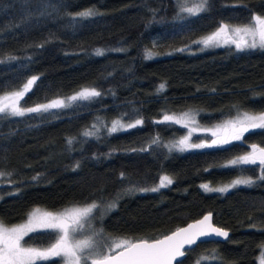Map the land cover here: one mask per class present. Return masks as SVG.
Wrapping results in <instances>:
<instances>
[{"label":"trees","instance_id":"16d2710c","mask_svg":"<svg viewBox=\"0 0 264 264\" xmlns=\"http://www.w3.org/2000/svg\"><path fill=\"white\" fill-rule=\"evenodd\" d=\"M88 8L100 14L69 15ZM253 14L264 15V0H208L207 10L195 16L181 13L177 0H0V95L20 90L33 75L39 79L21 107L66 99L83 88L101 93L46 113L0 118V221L17 223L35 207L95 202L91 224L103 236L152 239L212 212L230 235L197 243L183 264H196L213 249L218 259L201 264H256L264 253V181L257 179L258 164L228 161L252 144L264 147V129L222 146L169 151L166 145L186 136L187 127L157 122L187 112L208 127L239 110L264 111V49L195 43L221 23L247 24ZM146 50L157 55L147 59ZM161 83L165 89L158 92ZM136 119L143 125L110 132L115 120L126 125ZM88 131L95 134L84 135ZM202 137L209 135L196 134L193 141ZM161 175L174 182L156 192H125L155 187ZM240 177L256 182L225 193L201 188ZM51 242L54 234L41 229L22 243Z\"/></svg>","mask_w":264,"mask_h":264},{"label":"snow or ice","instance_id":"6c2138e0","mask_svg":"<svg viewBox=\"0 0 264 264\" xmlns=\"http://www.w3.org/2000/svg\"><path fill=\"white\" fill-rule=\"evenodd\" d=\"M179 11L187 13L190 16L198 15L207 10L208 0H199L187 7L188 0H177ZM93 8L81 10L76 13H69L73 18H88L99 15ZM195 43L202 44L205 48L219 46L223 44H235L238 50L245 49H264V15L253 14L249 22L243 26H230L221 23L219 27L209 36L202 38ZM42 47V45H41ZM185 49H176L184 51ZM103 49H96V55H103ZM124 51V49H116ZM157 53L146 50L147 59L153 58ZM14 59V57H9ZM4 61H0L2 63ZM39 79L33 75L26 81L20 90L6 92L0 95V118L5 117H23L30 113H46L53 109L68 107V102L77 100H88L101 95L95 88H83L75 95L66 99H52L47 103L36 104L33 107H21V101L25 95L32 89V86ZM165 89V83H161L157 89L158 92ZM189 113L185 112L181 117L165 114L162 121L158 123L172 122L185 123L191 121ZM143 119H136L134 123L123 124L117 120L112 123L110 132L126 130L143 125ZM264 129V111L258 114H249L244 112L238 115L235 120L225 122L223 126H217L213 129H201L205 132H211L215 137L209 143H192V129L188 135L174 141L166 147L169 151L176 149L185 151L188 149H199L205 147L222 146L232 141H243L244 134L250 130ZM95 133L88 131L84 135L91 136ZM73 138H68L67 143L71 144ZM159 138H154L152 144H158ZM251 151L228 161L229 165H259L261 174L257 179L264 181V147L256 144L250 145ZM147 149H140L146 151ZM79 167V163L75 165ZM5 173L0 172V176ZM10 175V173L8 174ZM121 178H125V173H121ZM36 179V177H33ZM159 183L152 188H137L135 186L125 189V192H156L160 188L170 186L174 181L169 175L158 177ZM256 181L251 177L237 178L231 183L213 188L209 184H202L201 188L207 192L225 193L237 185H252ZM117 194V198L119 197ZM99 206L95 203H88L83 207L73 206L65 208L58 212H43L38 209L32 212L25 223L17 224L12 227H5L0 221V264H37L38 261H50L53 258H60L61 264H173L177 258L185 256V246H191L197 243L201 238L212 236L227 238L229 233L223 228L216 227L212 223V214L209 212L202 219L187 227L178 228L169 235L162 238H140L118 239L110 236H103L102 230L97 231L92 227L91 221L95 219L93 212ZM109 209L115 208V202L107 205ZM255 227V225H253ZM38 229L49 230L54 234V242L48 247H26L22 242L29 233L36 232ZM91 233L88 235L87 233ZM83 236L84 238H77ZM103 237L104 243H101ZM218 259L215 249L208 256H202L196 261L201 264V260ZM179 264H183L182 261ZM261 264H264V253L261 255Z\"/></svg>","mask_w":264,"mask_h":264},{"label":"rangeland","instance_id":"374dc122","mask_svg":"<svg viewBox=\"0 0 264 264\" xmlns=\"http://www.w3.org/2000/svg\"><path fill=\"white\" fill-rule=\"evenodd\" d=\"M198 2H199V0H188V3H187L186 6H187V7H191V6L193 5V3H198ZM228 25H230V24H228ZM243 25H245V24L230 25V26H243ZM214 31H216V29H215ZM214 31H212L211 33H213ZM211 33H209V34L203 36L202 38H205V37L209 36ZM202 38H200L199 40H201ZM199 40H198V41H199ZM220 45H225V44L221 43ZM220 45H219V46H220ZM233 45H235V44H233ZM198 46H199V47H202V48H205L202 44H199V43H198ZM244 112H248L249 114H258V113H252V112L245 111V110H239V111H237L233 116H231V117L225 119L224 121H222V122H220V123H218V124L212 125V126L203 127V126L197 125V124H196L195 122H193V121H190V122H188L187 124H185V123H184V124H185L186 127H187L188 133H189V131H191L192 129H196V131H192V136H191V142H192V143H201L202 141H205V140L208 141V142L210 143L211 140L214 139L215 137L212 136V133H211V132H205V131H202L201 129L208 128V129H213V130H215V129L217 128V126H223V125L225 124V122L230 121V120H235V119L237 118L238 115H241V114H243ZM189 115L191 116L192 113H189ZM115 121H117V120H115ZM188 133H187V135H188ZM196 134H201V135H202V134H208V135H209V138H203V137H202V139H200L199 141L195 142V141H193V136L196 135ZM178 140H179V139H178ZM240 178H247V177H240ZM0 179H1V177H0ZM236 179H237V178H236ZM234 180H235V179H234ZM232 181H233V180H232ZM232 181L227 182V183H224V184H220V185H218V186H216V187H217V188H219V187H223V186H225V185L231 183ZM216 187H215V188H216ZM85 205H86V204H85ZM85 205H73V206L83 207V206H85ZM73 206H68V207H65V208H70V207H73ZM65 208L60 209V210H50V209H46V208H43V207H35V208H33V209L28 213L27 217H26L24 220L19 221V222H17V223H12V224H4V223H3V225H4L5 227H12V226L17 225V224L25 223V222L27 221V219H28V216H29L32 212H34L35 210H37V209H38L41 213H43V212H58V211H63ZM38 230H41V229H38ZM77 238H84V237H83V236H78ZM25 246H26V247L45 248V247H48L49 245H43V246H41V245H36V244H35V245H25ZM261 255H262V253L258 256V259H257V261H256V264H261ZM53 259H56V258H53ZM55 264H61V260H60V258H59V261L56 262Z\"/></svg>","mask_w":264,"mask_h":264},{"label":"water","instance_id":"95a60500","mask_svg":"<svg viewBox=\"0 0 264 264\" xmlns=\"http://www.w3.org/2000/svg\"><path fill=\"white\" fill-rule=\"evenodd\" d=\"M208 213H209V212H205V213L202 214L200 217H197V218H195V219H192V220L188 221L187 223H185V224H183V225H181V226H179V227L173 229L172 231H170V232H168V233H166V234H164V235H169V234H171V232L177 230L178 228H184V227H187L189 224L195 223L197 220L202 219L203 216H204V215H207ZM210 213L212 214V212H210ZM212 223H213L216 227H220V228L225 229L226 231H228V233H229V235H230V233H231L230 230H228V229H226V228H224V227H222V226L216 224V223L213 221V215H212ZM164 235H162V236H160V237H157V238H162ZM229 235H228V236H229ZM227 238H228V237H227ZM227 238L212 236V237H208V238H201L200 240L197 241V243L202 242V241H209V240H220V241H221V240H225V239H227ZM197 243H196V244H197ZM196 244L191 245V246H188V245L185 246V256H186L187 250L190 249V248H193ZM185 256H184V257H185ZM184 257H182V258H177V261H174L173 264H176L177 262L181 261Z\"/></svg>","mask_w":264,"mask_h":264}]
</instances>
